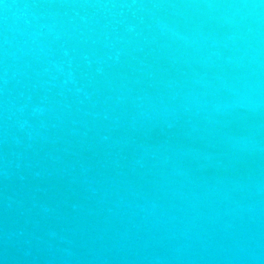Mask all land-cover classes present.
<instances>
[{
	"label": "water",
	"instance_id": "water-1",
	"mask_svg": "<svg viewBox=\"0 0 264 264\" xmlns=\"http://www.w3.org/2000/svg\"><path fill=\"white\" fill-rule=\"evenodd\" d=\"M0 239L264 264V0H0Z\"/></svg>",
	"mask_w": 264,
	"mask_h": 264
}]
</instances>
